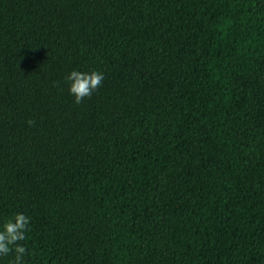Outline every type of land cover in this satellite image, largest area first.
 Here are the masks:
<instances>
[{
  "label": "trees",
  "instance_id": "16d2710c",
  "mask_svg": "<svg viewBox=\"0 0 264 264\" xmlns=\"http://www.w3.org/2000/svg\"><path fill=\"white\" fill-rule=\"evenodd\" d=\"M16 211L26 264H264V0H0Z\"/></svg>",
  "mask_w": 264,
  "mask_h": 264
},
{
  "label": "clouds",
  "instance_id": "9594fccd",
  "mask_svg": "<svg viewBox=\"0 0 264 264\" xmlns=\"http://www.w3.org/2000/svg\"><path fill=\"white\" fill-rule=\"evenodd\" d=\"M65 80L69 93L79 104L102 85L104 73L97 69L72 68L65 74ZM31 220L26 212L16 211L0 223V264H4V258H9L7 264H26L25 256L31 254L26 247Z\"/></svg>",
  "mask_w": 264,
  "mask_h": 264
}]
</instances>
